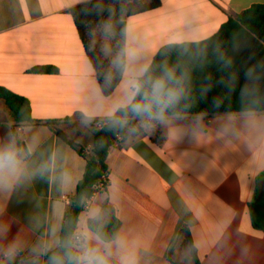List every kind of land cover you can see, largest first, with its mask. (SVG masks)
I'll return each mask as SVG.
<instances>
[{
	"label": "crops",
	"instance_id": "0c3cea01",
	"mask_svg": "<svg viewBox=\"0 0 264 264\" xmlns=\"http://www.w3.org/2000/svg\"><path fill=\"white\" fill-rule=\"evenodd\" d=\"M92 0H0V87L26 98L33 124H16L0 100V150L16 166L0 172V264H49L86 167L92 125L120 107L127 82L140 79L169 44L205 40L264 0H162L124 18L121 45L96 29L85 40L122 78L105 96L71 10ZM56 68L52 74L35 67ZM54 121L63 140L45 122ZM117 141L107 156L108 189L80 214L78 256L95 249L106 264H264V111L163 116ZM16 133V137L13 133ZM19 141V146L16 142ZM115 216L117 235L97 227ZM188 232V234H187Z\"/></svg>",
	"mask_w": 264,
	"mask_h": 264
},
{
	"label": "trees",
	"instance_id": "16d2710c",
	"mask_svg": "<svg viewBox=\"0 0 264 264\" xmlns=\"http://www.w3.org/2000/svg\"><path fill=\"white\" fill-rule=\"evenodd\" d=\"M161 4L162 0H92L71 10L86 52L98 71V82L105 96L114 91L122 78V60L118 68L112 70L109 59L100 51L91 49L85 40L86 35L98 27L110 26L117 44L121 45L125 24L116 18L113 10L119 8L121 16L126 18L157 9ZM32 72L52 74L56 68L35 67ZM168 72L172 73L174 80L167 81ZM148 77L165 78L169 87L181 91L178 101L166 108L163 116L263 112L264 5H252L235 18H230L217 33L205 40L164 46L140 79ZM0 100L16 124L36 123L26 98L0 87ZM144 119L148 118L142 119L130 109L122 108L101 128H92L93 144L89 156L84 155L81 148L78 149L86 160L85 171L66 213L60 232V245L47 254L49 264H55L56 261L59 264H75L70 257H78L74 235L79 228L80 214L94 194V185L108 174V152L115 142L131 139L142 131L141 121ZM45 124L58 137L67 140L65 134L56 127V122L48 121ZM13 134L16 137V133ZM16 142L19 146L17 139ZM250 212L254 228L264 231V214L254 205H251ZM119 226V220L112 216L97 227V234L104 242H111ZM190 246L197 264L191 242Z\"/></svg>",
	"mask_w": 264,
	"mask_h": 264
},
{
	"label": "clouds",
	"instance_id": "9594fccd",
	"mask_svg": "<svg viewBox=\"0 0 264 264\" xmlns=\"http://www.w3.org/2000/svg\"><path fill=\"white\" fill-rule=\"evenodd\" d=\"M167 81L174 80L171 72L166 73ZM179 84V81H176ZM181 91L169 87L165 78L131 79L120 107L128 108L140 118L159 119L164 110L175 104ZM139 97V99H137ZM16 154L11 149L0 150V172L16 166ZM55 261V258H53ZM75 264H106L105 259L95 249H86L81 256L70 257ZM55 264H59L58 261Z\"/></svg>",
	"mask_w": 264,
	"mask_h": 264
},
{
	"label": "built area",
	"instance_id": "2783aa9c",
	"mask_svg": "<svg viewBox=\"0 0 264 264\" xmlns=\"http://www.w3.org/2000/svg\"><path fill=\"white\" fill-rule=\"evenodd\" d=\"M104 123L102 122H94L92 125V128H101ZM84 155L89 156L91 153V148H81ZM108 174L103 175L102 178L94 185V194H100V193H106L108 189ZM83 242V237L81 234H75L74 235V244L75 247L80 245Z\"/></svg>",
	"mask_w": 264,
	"mask_h": 264
},
{
	"label": "rangeland",
	"instance_id": "374dc122",
	"mask_svg": "<svg viewBox=\"0 0 264 264\" xmlns=\"http://www.w3.org/2000/svg\"><path fill=\"white\" fill-rule=\"evenodd\" d=\"M113 13H114V15L116 16V18H119V16L121 15V13H122V11L119 9V8H117V9H114L113 10ZM104 26H106V25H104ZM101 27H103V26H101ZM101 27H98V28H101ZM97 28V29H98ZM96 30V29H95ZM94 30V31H95ZM103 32H102V34H105V38H106V36H108L110 33H112V31H111V29H110V26H106L103 30H102ZM113 34V33H112ZM116 43H117V40H116Z\"/></svg>",
	"mask_w": 264,
	"mask_h": 264
}]
</instances>
